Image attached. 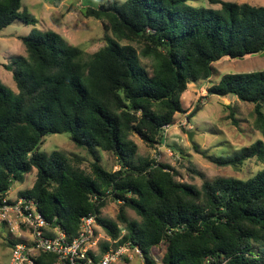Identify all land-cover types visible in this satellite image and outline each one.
I'll list each match as a JSON object with an SVG mask.
<instances>
[{"label":"trees","instance_id":"1","mask_svg":"<svg viewBox=\"0 0 264 264\" xmlns=\"http://www.w3.org/2000/svg\"><path fill=\"white\" fill-rule=\"evenodd\" d=\"M212 3L219 7L185 0L85 6L82 16L102 22L105 42L90 55L51 30L18 36L26 55L2 65L16 92L0 81V194L35 170L31 188L17 195L32 199L70 238L81 218L94 215L112 246L136 247L143 264H156L149 252L158 245L164 247L161 264H264V169L245 180L216 178L197 188L178 182L169 165L136 158L132 140L135 135L147 147L160 145L165 128L183 112L189 84L207 81L223 58L264 52V6ZM20 9V0H0V31L14 21L37 23ZM208 90L252 104V126L264 139V71L225 74ZM199 110L197 105L188 118ZM228 119L238 126L231 111ZM61 133L93 157L89 174L58 151H40L46 135ZM94 148L110 153L117 170L100 166ZM204 157L239 171L253 158L264 163V143L226 159ZM109 198L120 203L116 220L101 217ZM126 209L138 220H129ZM109 247L101 243V253ZM44 258L56 264L47 255L40 264Z\"/></svg>","mask_w":264,"mask_h":264},{"label":"rangeland","instance_id":"2","mask_svg":"<svg viewBox=\"0 0 264 264\" xmlns=\"http://www.w3.org/2000/svg\"><path fill=\"white\" fill-rule=\"evenodd\" d=\"M118 4L125 0H115ZM193 7L218 8L213 0H185ZM233 2H248L250 5L264 6V0H227ZM107 0H59L54 4L51 0H20L21 11L26 10L37 23L24 25L14 21L11 25L0 31V81L6 88L16 92L10 72L3 68L10 59L25 56V50L18 36H27L31 31L45 32L51 30L62 36L69 44L83 50L90 55L105 45L103 39L102 22L93 18H84L82 11L85 6L97 7ZM127 43V42H122ZM138 52L140 45L130 43ZM264 71V52L242 59L223 58L212 65L211 76L207 81L189 84L187 91L181 97L182 113L174 116L175 123L165 128L162 143L154 147H147L140 139L133 135L132 140L137 144L136 158L152 159L157 163L169 165L175 179L184 184H191L200 188L203 182H210L216 178H236L245 180L264 169V163L253 158L246 161L243 167L236 171L231 167H219L207 161L204 156L211 158H229L237 154L242 148L249 147L257 141L264 143L263 137L254 130L253 105L236 101L229 96L221 98L209 93V88L218 84L225 74L250 73ZM199 105L200 110L192 117L188 115ZM230 108H229V107ZM235 115L238 126H232L228 116ZM191 134V142L188 140ZM40 151L50 154L58 151L71 160V163L90 173L93 157L86 150L77 148L69 139L67 133L48 134L44 137ZM94 155L99 158V164L107 171L118 168L117 160L110 154L98 148L93 149ZM35 170L24 176L22 183L14 182L8 191L9 199H15L21 191L31 188L35 179ZM120 203L106 200L101 210V217L116 220ZM129 220H138L135 213L126 209ZM99 247L103 242H112L103 230L97 227ZM9 230L0 229V264H8L10 257L9 242L14 239ZM112 246V244L110 243ZM150 256L156 264H161L164 253L163 245L150 250ZM113 264H143V258L128 248L125 255Z\"/></svg>","mask_w":264,"mask_h":264},{"label":"built area","instance_id":"3","mask_svg":"<svg viewBox=\"0 0 264 264\" xmlns=\"http://www.w3.org/2000/svg\"><path fill=\"white\" fill-rule=\"evenodd\" d=\"M54 221L49 222L32 199L18 195L9 199L7 194H0V229L9 230L14 239L8 264H40L41 255L53 257L56 264H113L128 251L126 244L110 245L101 253L94 215L81 218L78 233L73 238ZM133 249L141 256L136 247ZM43 262L49 263L45 258Z\"/></svg>","mask_w":264,"mask_h":264},{"label":"water","instance_id":"4","mask_svg":"<svg viewBox=\"0 0 264 264\" xmlns=\"http://www.w3.org/2000/svg\"><path fill=\"white\" fill-rule=\"evenodd\" d=\"M210 94H212V93L210 92ZM188 140H189V142L192 141V140H191V134H188Z\"/></svg>","mask_w":264,"mask_h":264}]
</instances>
